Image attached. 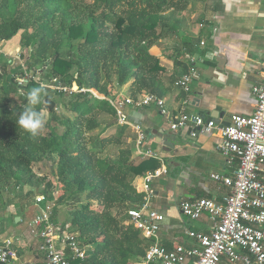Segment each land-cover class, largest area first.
Returning <instances> with one entry per match:
<instances>
[{
    "label": "trees",
    "instance_id": "trees-1",
    "mask_svg": "<svg viewBox=\"0 0 264 264\" xmlns=\"http://www.w3.org/2000/svg\"><path fill=\"white\" fill-rule=\"evenodd\" d=\"M184 2L0 0V45L22 32L19 45L29 51L26 68L0 54V207L20 188L33 198L51 197L57 187L52 220L58 207L70 208L68 223L85 249L82 264H132L150 246L128 222L127 211L143 201L136 180L159 169L161 161H132L131 130L117 124L110 100L91 90L109 98L114 86L133 79L130 97L149 92L162 98L165 69L153 49L177 32L166 12L181 11ZM25 74L20 89L17 77ZM53 79L86 92L46 87L47 95L34 106L44 127L32 136L17 124L18 116L28 106L27 93ZM38 163L48 165L54 182L35 173Z\"/></svg>",
    "mask_w": 264,
    "mask_h": 264
},
{
    "label": "crops",
    "instance_id": "crops-1",
    "mask_svg": "<svg viewBox=\"0 0 264 264\" xmlns=\"http://www.w3.org/2000/svg\"><path fill=\"white\" fill-rule=\"evenodd\" d=\"M166 15L171 24L178 25L177 32L160 41L153 53L165 69L162 98L168 110L175 112L185 105L187 113L213 121L218 127L227 126L233 115H252L255 98L251 87L264 82V0H185L181 11L170 8ZM16 43L13 38L2 46L12 50L18 47ZM188 45L191 55L186 50ZM191 63L195 74L190 92L184 93L174 82ZM132 83L133 79L123 86H114L109 98L94 89L91 92L108 100L131 96ZM126 112L132 122L144 129L143 150L156 153L166 169V174L155 179L151 186V208L164 216L158 233L159 244L168 250L193 244L187 233H209L211 222L207 216L196 221L186 218L179 204L198 198L220 201L226 194L227 189L211 177L229 176L234 168L226 165L217 150L219 136L205 134L191 125L171 131L156 106L128 107ZM128 142L132 161L141 162L144 158L139 154L132 131ZM135 185L142 193L143 176ZM28 190L18 192L16 198L0 207V248L9 242L17 253V259L8 264H43V255L37 250L39 240L29 228L39 208L33 204L32 197H24Z\"/></svg>",
    "mask_w": 264,
    "mask_h": 264
},
{
    "label": "built area",
    "instance_id": "built-area-1",
    "mask_svg": "<svg viewBox=\"0 0 264 264\" xmlns=\"http://www.w3.org/2000/svg\"><path fill=\"white\" fill-rule=\"evenodd\" d=\"M194 74L195 67L191 63L187 73L175 81V87L189 93ZM262 75L264 78V63ZM28 78L26 74L17 77L20 89ZM47 87L63 93L86 92L76 86L64 87L57 79H53ZM251 93L255 98L252 115H233L225 127L187 113L185 105L175 112L169 111L163 98L149 92L138 98L118 96L110 99L117 124L128 127L135 134L136 146L143 158L159 159L156 153L143 150L144 129L132 122L126 112L128 107L143 109L156 106L174 132L191 125L205 134H217L220 138L218 152L228 167H234L229 176H211L227 189L220 201L198 198L180 202V211L186 218L196 221L207 216L211 229L209 233L189 231L187 236L193 244L177 245L171 250L158 241L164 216L151 208L152 182L166 174V169L161 166L147 172L143 176V201L128 210L127 217L128 222L150 241V246L144 258L132 264H264V82L252 86ZM49 194L51 197L47 194L33 197V204L39 211L29 222L30 230L39 240L37 250L43 255V264H82L86 258L85 249L71 225L52 220L59 189L53 187ZM16 259L17 253L11 243H5L0 248V264Z\"/></svg>",
    "mask_w": 264,
    "mask_h": 264
},
{
    "label": "rangeland",
    "instance_id": "rangeland-1",
    "mask_svg": "<svg viewBox=\"0 0 264 264\" xmlns=\"http://www.w3.org/2000/svg\"><path fill=\"white\" fill-rule=\"evenodd\" d=\"M22 32H19L14 38H16V42L19 44L20 36ZM16 43V44H17ZM17 47V46H16ZM1 49V55H3V60H9L11 59L13 61V64L15 67L18 66H24L26 68V57L29 55V51L22 50L20 45H18L17 48H14L12 50H8L7 48L5 49L4 46H0ZM23 55L24 58L21 57ZM73 73H75V70H73ZM95 94H98L97 92ZM99 95V94H98ZM113 130L108 131L111 133ZM34 171L35 173L41 178V177H47L49 180L54 182L56 180V176L51 172L50 168L48 165L44 163H38L34 166ZM27 188V187H26ZM25 187L18 189L17 191L19 193H23L24 189L26 190ZM23 195V194H22ZM55 220H58L57 222H64L65 219H69L70 217V208L68 206H60L55 213ZM68 223V222H64ZM73 230V228H72Z\"/></svg>",
    "mask_w": 264,
    "mask_h": 264
},
{
    "label": "clouds",
    "instance_id": "clouds-1",
    "mask_svg": "<svg viewBox=\"0 0 264 264\" xmlns=\"http://www.w3.org/2000/svg\"><path fill=\"white\" fill-rule=\"evenodd\" d=\"M46 84H40L27 93L28 106L19 114L17 124L28 131L32 136H36L44 127V120L34 106L41 103L42 96H46Z\"/></svg>",
    "mask_w": 264,
    "mask_h": 264
},
{
    "label": "water",
    "instance_id": "water-1",
    "mask_svg": "<svg viewBox=\"0 0 264 264\" xmlns=\"http://www.w3.org/2000/svg\"><path fill=\"white\" fill-rule=\"evenodd\" d=\"M209 121V120H208ZM199 130V129H198Z\"/></svg>",
    "mask_w": 264,
    "mask_h": 264
}]
</instances>
